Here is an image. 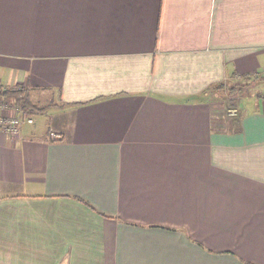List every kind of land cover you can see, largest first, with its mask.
Returning a JSON list of instances; mask_svg holds the SVG:
<instances>
[{
    "label": "crops",
    "instance_id": "crops-1",
    "mask_svg": "<svg viewBox=\"0 0 264 264\" xmlns=\"http://www.w3.org/2000/svg\"><path fill=\"white\" fill-rule=\"evenodd\" d=\"M262 79L264 0H0V264H264Z\"/></svg>",
    "mask_w": 264,
    "mask_h": 264
},
{
    "label": "built area",
    "instance_id": "built-area-1",
    "mask_svg": "<svg viewBox=\"0 0 264 264\" xmlns=\"http://www.w3.org/2000/svg\"><path fill=\"white\" fill-rule=\"evenodd\" d=\"M5 86H0V91L5 90ZM229 113L235 114L236 108L230 107ZM26 121H32V118L24 116L19 105L9 103L5 99L0 100V132L15 135L19 132L21 123ZM62 138V134L59 131L51 130L48 133L47 139L49 141L59 140Z\"/></svg>",
    "mask_w": 264,
    "mask_h": 264
},
{
    "label": "rangeland",
    "instance_id": "rangeland-1",
    "mask_svg": "<svg viewBox=\"0 0 264 264\" xmlns=\"http://www.w3.org/2000/svg\"><path fill=\"white\" fill-rule=\"evenodd\" d=\"M243 82L245 83L246 81H243ZM238 85H242V84H238ZM231 86H232V84L231 85L230 84H227V87L225 88V91L226 92L220 91V94L215 95V97L218 98L226 107L233 106V104H234V102H233L234 101V98L233 97H234V94L237 91H239V92L240 91H243V95L244 96L247 93H250V94H257V93H261V92L264 93V79L253 81V83L250 84V87H248L247 91H245L244 89L241 90L240 88L236 89L235 86H234V88H232ZM224 99L227 102H225Z\"/></svg>",
    "mask_w": 264,
    "mask_h": 264
},
{
    "label": "trees",
    "instance_id": "trees-1",
    "mask_svg": "<svg viewBox=\"0 0 264 264\" xmlns=\"http://www.w3.org/2000/svg\"><path fill=\"white\" fill-rule=\"evenodd\" d=\"M219 86L221 87V85H218V87ZM0 92H1L0 94L5 96L7 99L11 98L10 103L19 105L21 110L23 109L24 106H26L28 102L27 94L25 93V91H23V88L22 89L12 88L10 90L0 91Z\"/></svg>",
    "mask_w": 264,
    "mask_h": 264
}]
</instances>
